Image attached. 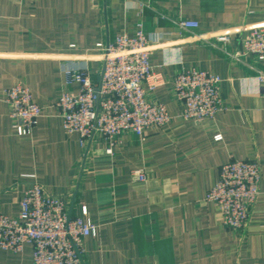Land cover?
<instances>
[{
    "label": "crops",
    "instance_id": "1",
    "mask_svg": "<svg viewBox=\"0 0 264 264\" xmlns=\"http://www.w3.org/2000/svg\"><path fill=\"white\" fill-rule=\"evenodd\" d=\"M180 19L198 21L197 34L230 31L228 44L192 42ZM264 24V0H0V213L17 217L30 182L62 196L71 213L99 226L84 240L85 264H264V60L234 59L241 36ZM163 34L150 55L168 83L148 91L172 115L143 139L124 135L113 154L103 135L86 147L67 133L58 97L63 65L86 58L94 79L102 46L116 35ZM191 69L222 78L226 109L196 122L181 117L171 79ZM28 86L43 108L38 124L18 134L5 91ZM72 89L78 91L75 83ZM217 135L222 138L218 140ZM231 159L259 161L260 195L241 231L223 224L206 200ZM144 172L138 180L134 173ZM33 245L0 248V264H33Z\"/></svg>",
    "mask_w": 264,
    "mask_h": 264
},
{
    "label": "built area",
    "instance_id": "2",
    "mask_svg": "<svg viewBox=\"0 0 264 264\" xmlns=\"http://www.w3.org/2000/svg\"><path fill=\"white\" fill-rule=\"evenodd\" d=\"M179 26L190 31L192 42L216 39L228 44L230 31L213 35L197 34L198 21L180 19ZM163 34L147 36L141 26L135 36L116 35L102 48L99 79L93 77L86 58L71 57L63 65L68 90L56 100L67 133H77L80 145L96 136L107 141L106 151L113 154L115 145L132 132L145 138L151 130L169 123L172 115L160 102L150 100L148 91L168 83V78L154 69L150 55ZM241 47L234 59L252 55L264 60V24L254 25L242 34ZM264 95V74L258 75ZM173 94L182 105L181 117L196 122L213 118L226 109L220 92L222 78L205 70L191 69L172 79ZM80 86L78 91L73 84ZM11 106V117L18 134L30 133L38 124L43 108L34 100L28 86L15 84L5 91ZM216 138L220 140L221 135ZM138 180L145 178L137 170ZM262 168L259 161L231 159L220 170L219 179L208 191L206 200L214 203L227 227L243 230L260 195ZM99 226L88 218L73 215L66 200L49 192L42 184L30 182L20 200L17 217L0 213V248L19 253L27 244L33 245V264H85L84 240L96 237Z\"/></svg>",
    "mask_w": 264,
    "mask_h": 264
}]
</instances>
